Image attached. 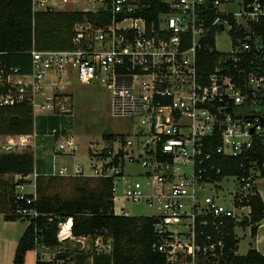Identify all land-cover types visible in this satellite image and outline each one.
<instances>
[{"label":"built area","instance_id":"2783aa9c","mask_svg":"<svg viewBox=\"0 0 264 264\" xmlns=\"http://www.w3.org/2000/svg\"><path fill=\"white\" fill-rule=\"evenodd\" d=\"M229 1L213 0L215 14H205L207 0H165L169 11L148 20L134 14L136 0L76 6L31 0L33 11L70 6L94 16L73 25L71 48L30 50L29 72L0 67V106L26 102L33 118L31 133L0 135V153L30 151L34 158L33 172L13 174L10 215L29 224L41 214L32 206L42 174L35 166L37 117L61 118L44 136L54 141L52 155L74 157L80 147L65 88L74 80L101 82L110 87L113 115L135 119L136 128L90 141L87 168L73 161L48 175L108 180L114 215L131 216L125 201L150 209L152 247L170 264H219L226 238L232 232L238 239V228L264 242V209L254 224L246 203L260 195L256 183L264 167V36L253 27L264 17V4L241 0L239 11H221ZM221 35L229 49L217 46ZM261 147V159H249ZM214 154L249 159L248 172L221 176ZM131 163L142 169L138 179L125 172ZM231 178L237 188L227 195L216 183ZM72 224V217L59 219L56 246L36 245L40 264H72L76 253L112 251L106 231L76 236Z\"/></svg>","mask_w":264,"mask_h":264},{"label":"trees","instance_id":"16d2710c","mask_svg":"<svg viewBox=\"0 0 264 264\" xmlns=\"http://www.w3.org/2000/svg\"><path fill=\"white\" fill-rule=\"evenodd\" d=\"M138 7L134 14L142 15L148 20L158 14L166 13L169 7L165 0H136ZM212 1L207 0L205 14H215ZM224 0H221L223 2ZM248 1V0H246ZM264 4V0H261ZM103 13V12H102ZM107 13V12H104ZM103 13V14H104ZM94 14L79 11H33L31 0H0V67H17L20 72L31 70V54L33 48L67 49L72 47V29L76 22L85 17L92 19ZM105 21L108 16L105 15ZM255 31L264 36V17L255 24ZM211 60V57L209 58ZM213 62V59H212ZM205 70H211L207 67ZM55 117V116H54ZM42 124V123H41ZM43 129L46 124L41 125ZM53 127V126H52ZM33 130L32 108L26 102L14 105L0 106V135L31 133ZM110 136V133L103 135ZM259 152L249 153V159H261L263 148ZM248 159V160H249ZM248 160L243 157H225L214 154L212 162L220 167L221 176L242 175L248 172ZM244 162L245 167L241 166ZM34 170V158L30 151L20 153H0V176L5 174H29ZM215 173V172H214ZM212 176H216L215 174ZM264 177V167L260 170ZM45 175V174H44ZM37 177V198L32 206L41 214L31 219L17 240L12 264H24L28 250L35 249L39 243L56 246V233L59 219L72 217V231L76 236L106 233L113 238V248L109 254L80 252L72 258V264H170L164 255L153 249L155 240L153 220L148 216H118L112 212V195L110 182L92 178H69L74 180L75 194L70 197H60L49 194L46 190L61 176ZM46 180V181H45ZM95 183H94V182ZM92 184V185H91ZM0 180V193L8 194L13 189ZM8 188V189H7ZM0 195V212L6 219L20 217L7 215V208L12 205L11 195L3 207ZM251 207V222L260 220L264 203L259 194L246 202ZM52 218V220H49ZM247 223V222H244ZM253 224L252 235H255L256 225ZM226 252L219 264H264V253L251 248L244 255L235 254L238 239L231 232L226 238ZM36 264H40L36 257Z\"/></svg>","mask_w":264,"mask_h":264},{"label":"rangeland","instance_id":"374dc122","mask_svg":"<svg viewBox=\"0 0 264 264\" xmlns=\"http://www.w3.org/2000/svg\"><path fill=\"white\" fill-rule=\"evenodd\" d=\"M70 1L72 2L70 4L75 6L87 5V0ZM240 2L241 0H231L229 2H224L220 5V10L223 12L235 13L239 11ZM72 10L73 9L70 6H67L57 11ZM217 46L222 49H229V40L225 36L221 35L218 38ZM65 89L70 92L72 96V127L80 150L74 155V157L71 155H56L54 159L49 158L48 161L40 160L38 158L36 162L38 167L37 171L41 172L43 176L46 177V180L47 177L54 176L48 174L57 171L61 164H71L73 161H80L85 165V168H87L91 162V159L86 153V149L89 146L90 141H100L102 136L106 133H125L136 128L135 119L113 115L109 86L103 85L101 82L83 84L74 80L72 85L67 86ZM43 118L45 121L48 120V122L44 123L47 125L43 129V132H46L52 126L57 125V123L61 120V118L54 116H38L37 121L39 122V120ZM133 123L134 126H132ZM36 131L38 133V141L39 135L41 133H39L37 129ZM141 171L142 169L139 167V165L134 163L127 164L125 168L126 174H130L133 179H138L139 176L137 174ZM56 176L57 175H55V177ZM0 180L4 181V183L8 184L6 186L10 187V184L13 183V174L11 176H0ZM73 184L74 180H71L67 177L56 179L55 183L51 185V187H49L46 191L49 194H56L60 197H70L75 194ZM216 185H220L223 192H225L227 195L229 192H234V190L237 188V186L234 185L232 178L228 181L220 182L219 184L216 183ZM256 186L264 203V177L257 179ZM3 194L4 193H0V195ZM10 195L11 190L9 195L6 194L5 196H2L3 207L6 203L9 205L8 199L10 198ZM121 202L122 201H119L118 203L121 204ZM224 203L229 205V199L227 198ZM124 206L131 216H146L151 213V210L147 207L130 201H125ZM8 210H10V205L7 208V211ZM24 220L19 218L13 220L6 219L4 214L0 212V264H12L11 256L13 254L14 247L13 241L15 239L17 241L23 234L24 229L27 227L28 221ZM237 231L239 235L237 253L239 255L246 254L250 248H256L257 251L264 253L263 241L259 243L254 242V240H252L254 238L249 236L247 229L242 230L238 228ZM25 259L28 261L27 264H33V252H27Z\"/></svg>","mask_w":264,"mask_h":264},{"label":"crops","instance_id":"0c3cea01","mask_svg":"<svg viewBox=\"0 0 264 264\" xmlns=\"http://www.w3.org/2000/svg\"><path fill=\"white\" fill-rule=\"evenodd\" d=\"M44 116H46V115H44ZM46 117H48V116H46ZM46 122H48V120L47 121H45L44 120V118L43 119H41V120H39V122H38V125H37V127H36V129L39 131V133H41L40 135H39V140L37 141V146H36V148H35V152H36V154H37V159L39 158L40 160H45V161H48V159L50 158V159H54V155H52V153H51V149L53 148V146H54V141H53V139L51 138V137H48V136H44V132L43 131H41L42 130V124H44V123H46ZM42 123V124H41ZM47 125V124H46ZM45 127V126H44ZM37 162V161H36ZM36 167H37V164L35 165ZM37 169H38V167H37ZM12 174H5L4 176H11ZM1 213H3V212H1ZM4 214V216H5V213H3ZM6 214L7 215H10V210H8L7 212H6ZM11 216V215H10ZM19 219H22V218H19ZM22 220H24V219H22ZM25 221V220H24ZM28 225V224H27ZM244 236H246V235H244ZM239 239V238H238ZM252 240H254V239H252ZM254 242H256L255 240H254ZM252 243V242H251ZM256 243H259V242H256ZM13 244H14V247H13V254H12V256H11V262H13V257H14V252H15V248H16V245H17V241H16V239L13 241ZM238 249V248H237ZM251 249V248H250ZM256 249V248H255ZM29 251H31V252H33V264H36V254H35V250L33 249V250H28L27 252H29ZM26 252V253H27ZM236 254H238L237 253V251H236ZM239 255V254H238ZM28 263V261H27V259H25L24 260V264H27Z\"/></svg>","mask_w":264,"mask_h":264},{"label":"water","instance_id":"95a60500","mask_svg":"<svg viewBox=\"0 0 264 264\" xmlns=\"http://www.w3.org/2000/svg\"><path fill=\"white\" fill-rule=\"evenodd\" d=\"M263 122H264V117H263Z\"/></svg>","mask_w":264,"mask_h":264}]
</instances>
